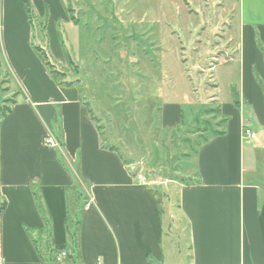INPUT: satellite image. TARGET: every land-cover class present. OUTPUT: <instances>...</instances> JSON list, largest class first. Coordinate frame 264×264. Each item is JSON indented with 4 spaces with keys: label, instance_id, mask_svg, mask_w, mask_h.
<instances>
[{
    "label": "crops",
    "instance_id": "obj_1",
    "mask_svg": "<svg viewBox=\"0 0 264 264\" xmlns=\"http://www.w3.org/2000/svg\"><path fill=\"white\" fill-rule=\"evenodd\" d=\"M1 1L5 29H29L23 0ZM28 2L40 16L63 15L61 0ZM232 3L242 42L218 60L237 79L230 101L212 94L221 129L185 160L192 182L165 187L176 190L165 199L104 144L80 85L61 84L35 54L20 64L23 92L0 119V264H50L60 247L68 264H264V0ZM182 125L176 107L161 129Z\"/></svg>",
    "mask_w": 264,
    "mask_h": 264
},
{
    "label": "rangeland",
    "instance_id": "obj_2",
    "mask_svg": "<svg viewBox=\"0 0 264 264\" xmlns=\"http://www.w3.org/2000/svg\"><path fill=\"white\" fill-rule=\"evenodd\" d=\"M28 1L29 29H5L0 0V110L23 92L20 64L42 58L41 48L57 80L80 85L104 144L160 177L161 198L192 182L181 176L185 160L222 125L212 94L230 101L237 80L218 62L242 42L236 0H61L63 15L50 17ZM176 107L182 127L161 129ZM46 260L55 264L53 255Z\"/></svg>",
    "mask_w": 264,
    "mask_h": 264
},
{
    "label": "built area",
    "instance_id": "obj_3",
    "mask_svg": "<svg viewBox=\"0 0 264 264\" xmlns=\"http://www.w3.org/2000/svg\"><path fill=\"white\" fill-rule=\"evenodd\" d=\"M243 139H254L255 134L248 128H243L242 131ZM44 144L50 147H57V143L52 139V137H46L44 139ZM130 175L132 176L133 181L144 187H159L162 182H160L159 178L153 177L146 169V166L143 165L142 162L132 163L126 166ZM165 183V182H163ZM66 257L65 251H60L55 258V263H62L63 259Z\"/></svg>",
    "mask_w": 264,
    "mask_h": 264
},
{
    "label": "trees",
    "instance_id": "obj_4",
    "mask_svg": "<svg viewBox=\"0 0 264 264\" xmlns=\"http://www.w3.org/2000/svg\"><path fill=\"white\" fill-rule=\"evenodd\" d=\"M25 1V5H27V0H24ZM68 11H70V10H68ZM37 50L41 53V57H42V59H43V61L45 62V65H46V67H48V69L50 70L51 68H54V64L49 60V58H48V56H47V54L42 50V49H40V48H37ZM68 58V60L71 62V64H72V61L70 60V57L68 56L67 57ZM51 72V74L52 75H55L54 74V72L55 71H50ZM62 82V81H61ZM61 84H64V85H67V86H69V85H72L73 83H71V82H66V81H64V82H62ZM14 104V101L12 102V104L11 105H13ZM11 107V106H10ZM10 107L9 108H7V109H5L4 111L3 110H0V119H2L3 117H5L9 112H10ZM218 112V111H217ZM94 120V119H93ZM214 134H219V133H214ZM206 140V138L205 139H203V141H205ZM199 146V145H198ZM3 207H4V202L2 201L1 203H0V213H1V211L3 210ZM68 235L70 236V238H71V240H72V242H74L75 240H74V234L73 233H70L69 231H68ZM65 248L66 247H60V248H54V250H53V252L55 253H58V252H60L61 250L63 251V250H65ZM72 257L70 256V255H68L67 256V259H71ZM55 262V261H54Z\"/></svg>",
    "mask_w": 264,
    "mask_h": 264
}]
</instances>
